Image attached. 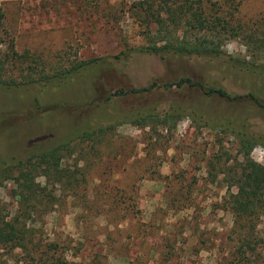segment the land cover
<instances>
[{"label": "rangeland", "instance_id": "374dc122", "mask_svg": "<svg viewBox=\"0 0 264 264\" xmlns=\"http://www.w3.org/2000/svg\"><path fill=\"white\" fill-rule=\"evenodd\" d=\"M133 1L0 0V39L11 37L16 51L96 59L63 83L0 86V160L66 144L61 179L36 177L37 202H17L13 182L0 180V224L13 222L24 236L21 245L0 242V264H264V245L241 246L226 208L235 191L228 170L240 158L233 130L264 140V109L248 96L264 103V73L241 67L248 56L235 40L214 57L116 58L124 41L141 42ZM236 16L264 18V0H242ZM184 75L238 97L188 88L109 96ZM169 103L185 107L175 124L158 114L145 126L112 124L139 106L160 113ZM98 124L102 134L81 136ZM249 155L264 165L261 144ZM262 230L264 215L253 232Z\"/></svg>", "mask_w": 264, "mask_h": 264}, {"label": "trees", "instance_id": "16d2710c", "mask_svg": "<svg viewBox=\"0 0 264 264\" xmlns=\"http://www.w3.org/2000/svg\"><path fill=\"white\" fill-rule=\"evenodd\" d=\"M242 0H224L219 4L212 0H137L130 9L139 17L144 26H139L141 42L128 44L115 57L125 60L133 53L152 54L160 59L168 56L214 57L225 54L224 46L235 40L243 48L247 60L242 59L241 67L250 71L264 73V18L241 21L236 16ZM0 43V86L5 88L23 85H47L53 81L65 82L74 73L94 62L95 58L63 61L59 56L48 58L42 53L14 48L11 37L1 38ZM57 58V59H55ZM183 88L198 90L204 96H218L233 100L238 95L228 93L223 87L208 83L203 79L188 75L170 79L155 78L140 87L126 86L115 88L109 96L150 95L155 90H179ZM258 107L264 103L257 101L253 94L248 95ZM188 106V104H186ZM185 107L169 103L160 113L155 106L141 107L115 117L117 122H128L145 126L160 116V123L180 120ZM196 122L194 118L188 117ZM112 121V120H111ZM111 124V125H112ZM105 130L100 124L83 132L81 136L100 135ZM238 140L237 154L240 157L234 167L229 168L235 191L228 193L226 208L233 217V231L239 235L240 245L250 247L251 242L264 245V230L257 237L253 232L257 219L264 215V165L250 158V151L256 143L264 147V140L255 138L240 130H233ZM65 143L33 153L25 158L0 160V180L13 182V195L17 202H37L44 195L43 187L36 177H52L58 181L63 176L59 161ZM30 205V204H29ZM23 233L13 222L0 224V242H13L21 245ZM47 264H63L58 258Z\"/></svg>", "mask_w": 264, "mask_h": 264}]
</instances>
